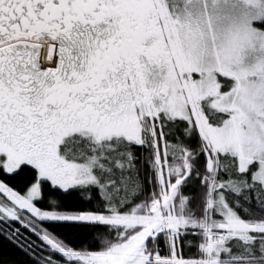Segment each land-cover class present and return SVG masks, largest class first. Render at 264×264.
Returning <instances> with one entry per match:
<instances>
[{
    "label": "snow or ice",
    "instance_id": "obj_1",
    "mask_svg": "<svg viewBox=\"0 0 264 264\" xmlns=\"http://www.w3.org/2000/svg\"><path fill=\"white\" fill-rule=\"evenodd\" d=\"M0 264H264V0H0Z\"/></svg>",
    "mask_w": 264,
    "mask_h": 264
}]
</instances>
